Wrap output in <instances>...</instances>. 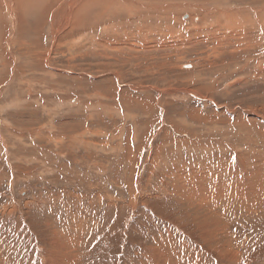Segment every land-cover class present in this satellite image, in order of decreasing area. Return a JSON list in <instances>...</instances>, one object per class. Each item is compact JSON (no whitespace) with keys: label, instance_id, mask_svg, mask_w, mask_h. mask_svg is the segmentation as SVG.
Listing matches in <instances>:
<instances>
[{"label":"rangeland","instance_id":"obj_1","mask_svg":"<svg viewBox=\"0 0 264 264\" xmlns=\"http://www.w3.org/2000/svg\"><path fill=\"white\" fill-rule=\"evenodd\" d=\"M51 1L0 9V264H264V16L92 5L52 41Z\"/></svg>","mask_w":264,"mask_h":264},{"label":"bare ground","instance_id":"obj_2","mask_svg":"<svg viewBox=\"0 0 264 264\" xmlns=\"http://www.w3.org/2000/svg\"><path fill=\"white\" fill-rule=\"evenodd\" d=\"M19 1H22V8H28V6H31L32 2H33V0H0V7H1L0 9H2L3 12L8 13V15H10L12 17V15L15 12V5H17V7L19 8V5H20ZM57 1H61L60 5L58 7H56L55 11L50 12L51 8L55 6V3ZM92 5H98L101 12L105 15H108V16H110V14L112 16H115V15L123 13V14L127 15L128 18H131L132 16H140V15H143L146 13V15H148V17H150L151 19H153V17H155L156 19L160 20L159 22H156L155 25H150V24L145 25L144 28L146 29L147 33L158 32V30H160L159 27L162 25V23L163 24L165 23V26H166V24H167L166 22H174L176 20L175 17H171L170 15L180 13L179 11L182 12V10H185L188 8H193V7L207 11L208 14L205 15L206 14L205 13L204 15H201V19L205 16L204 20L208 21L209 24H214V25H215L216 21L218 22L220 19L224 20L228 24H234V25H245L248 23L252 24V23H256L257 19L259 20V22L261 21V18L256 19V16H258V15L264 16V12H263L262 8H257V7L243 8V9H246L244 11L249 12V13L245 12L243 15L239 14V10H235V8H233V7L232 8H228V7L223 8V9L219 10L220 12H218L219 13L218 14L216 12L217 9H215L214 5L211 3L207 4L209 8L206 9L205 7H203L205 5H202V4H200L198 6L196 5V3L178 4L175 0H52L49 3V5L44 9V14H48L50 12L49 18L52 19L51 28L49 29V35H50V37H52L51 38L52 41L56 40L59 35L66 32V30H68L69 27H71L74 24L75 18H76V20L79 19L78 16L86 13L88 11L89 7H91ZM19 13H20V15L17 14V18L19 17L18 25H20L21 20H23V16L21 14L22 10L19 11ZM250 13H251V16L255 18L256 21L251 20L253 22H250L251 17L248 18ZM3 15H4V13H3ZM178 16L180 18V15H178ZM14 19L15 18H13V20ZM132 20L133 19L131 18L130 21H132ZM41 21H42L41 26L45 25L46 19L44 18V15L42 16ZM259 22H258V24H259ZM218 24H220V23H218ZM139 27H140V25L137 26V28H139ZM109 28L116 31L118 29V26H115V24H113L111 27H108L107 29H109ZM168 29L171 30V27H169ZM178 32H179V30H178ZM170 35L172 36L173 34L163 35V37L169 39L168 37ZM171 39H172V37H171ZM4 42L9 43V40L6 39ZM130 45L131 44H126L123 46L129 48ZM132 52H136V55L138 54L137 51H132ZM4 55L6 56L5 51H4ZM44 62L47 63L48 62L47 59H45ZM130 100H132V99H130ZM49 259L51 260V258H49ZM53 261H54V259H53ZM57 262L59 263L60 261H57Z\"/></svg>","mask_w":264,"mask_h":264}]
</instances>
